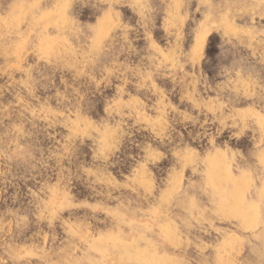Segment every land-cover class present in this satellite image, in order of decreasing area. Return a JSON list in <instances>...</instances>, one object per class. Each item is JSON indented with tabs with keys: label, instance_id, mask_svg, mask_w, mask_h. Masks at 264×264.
Here are the masks:
<instances>
[{
	"label": "rangeland",
	"instance_id": "374dc122",
	"mask_svg": "<svg viewBox=\"0 0 264 264\" xmlns=\"http://www.w3.org/2000/svg\"><path fill=\"white\" fill-rule=\"evenodd\" d=\"M180 2L0 0V259L264 264V4Z\"/></svg>",
	"mask_w": 264,
	"mask_h": 264
},
{
	"label": "clouds",
	"instance_id": "9594fccd",
	"mask_svg": "<svg viewBox=\"0 0 264 264\" xmlns=\"http://www.w3.org/2000/svg\"><path fill=\"white\" fill-rule=\"evenodd\" d=\"M82 2H85L86 3V0H82ZM105 3L109 4V5H113V4H118L120 2V0H104ZM139 2V0H138ZM175 6L177 8H179L181 6V2L180 0H173ZM205 2V0H201V4L203 5V3ZM260 3L261 4H264V0H260ZM189 27L191 28L192 25H189ZM184 39L186 40H191L192 38V34L190 32H187L185 31V34H184ZM179 57V54H174L172 59L173 61L175 62ZM224 106V105H222ZM42 252V250H41ZM45 255L46 254H42L40 256H36L34 257L38 262H40V264H53V262H50V261H47L45 260ZM22 257L20 256V254H16V255H11V256H8L7 259H0V264H9V262L11 261L12 264H19V260L21 259Z\"/></svg>",
	"mask_w": 264,
	"mask_h": 264
}]
</instances>
